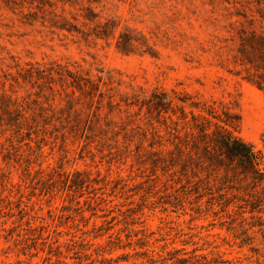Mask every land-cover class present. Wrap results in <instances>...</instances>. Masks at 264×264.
Listing matches in <instances>:
<instances>
[{"label":"rangeland","instance_id":"374dc122","mask_svg":"<svg viewBox=\"0 0 264 264\" xmlns=\"http://www.w3.org/2000/svg\"><path fill=\"white\" fill-rule=\"evenodd\" d=\"M258 83L264 0H0V264H264V182L192 139L264 152Z\"/></svg>","mask_w":264,"mask_h":264},{"label":"trees","instance_id":"16d2710c","mask_svg":"<svg viewBox=\"0 0 264 264\" xmlns=\"http://www.w3.org/2000/svg\"><path fill=\"white\" fill-rule=\"evenodd\" d=\"M257 85L264 90L261 83ZM166 100H161L157 104L159 106H169L170 102H166ZM192 107L198 109L199 104ZM201 109L203 112L200 111L197 115L192 114L197 129V137L192 135L193 142L196 140L202 141L203 152L210 161L211 158L217 159V161L225 163L231 169L239 168L241 175L255 184L264 182V152H254L249 144L234 134L238 127L239 118L235 117L233 121L224 112L225 119H223L217 115V110L212 105ZM213 154H216V156Z\"/></svg>","mask_w":264,"mask_h":264}]
</instances>
